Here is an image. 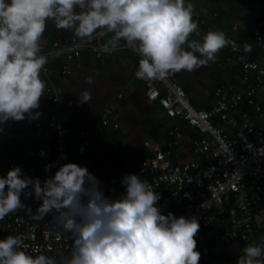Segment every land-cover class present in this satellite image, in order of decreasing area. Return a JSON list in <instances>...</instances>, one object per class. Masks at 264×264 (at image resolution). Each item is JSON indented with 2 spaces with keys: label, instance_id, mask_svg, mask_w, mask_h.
Wrapping results in <instances>:
<instances>
[{
  "label": "clouds",
  "instance_id": "1",
  "mask_svg": "<svg viewBox=\"0 0 264 264\" xmlns=\"http://www.w3.org/2000/svg\"><path fill=\"white\" fill-rule=\"evenodd\" d=\"M49 20L58 29H75L79 38L106 29L115 34L113 46L125 40L142 57L140 79L192 72L215 61L227 46L238 50L223 32L209 31L202 43L189 41L198 25L193 5L185 0H0V132L9 121L31 122L42 115L33 110L40 108L45 90L40 73L47 57L39 54V41ZM244 50L250 52L251 45ZM87 80L94 83L93 77ZM90 100L88 91L79 97L80 103ZM53 167L46 164L44 170ZM121 183L125 192L112 198L77 162L63 163L43 182L24 175L20 165L10 168L0 176V220L23 207L22 195L32 198L34 192L42 201L37 218L52 215L73 243L71 254L57 260L29 254L21 237L9 235L0 239V264H199L198 219L163 214L157 206L160 194L137 174H125ZM262 255L264 245L245 246L236 264H261Z\"/></svg>",
  "mask_w": 264,
  "mask_h": 264
},
{
  "label": "built area",
  "instance_id": "2",
  "mask_svg": "<svg viewBox=\"0 0 264 264\" xmlns=\"http://www.w3.org/2000/svg\"><path fill=\"white\" fill-rule=\"evenodd\" d=\"M246 1L253 8L264 10V0ZM49 21L39 41V54L47 59L65 56V62L59 67L62 76H71L76 71L79 77L85 76L79 60L86 51L96 59H106L125 50L138 57L133 70V76L137 77L142 57L125 40L122 39L123 44L113 46L103 41L110 32L97 29L92 38L72 35L48 45L45 38ZM201 32L202 29L198 28L195 34ZM251 33L253 44L259 51L256 57L250 58L239 45L238 50L231 47L229 51V59L239 67L235 79L242 81V90L218 87L209 109L197 108L185 87L174 79L167 76L152 80L137 77L144 83L148 102H157L168 117L178 118L196 132L191 142L194 159L185 163L173 160L174 147L180 144L183 136L180 126L170 129L169 142L147 140L149 155L140 160L137 174L160 194L157 206L163 214L172 212L176 217L195 216L198 219L200 228L196 240L201 253L199 264H210L206 259L210 254L206 233L214 217L218 216L219 221L230 228L234 239L251 240L256 233L254 206L264 202V107L261 101L264 92V18L257 22ZM41 71L46 80L45 90L40 108L33 112L42 111L44 98L48 105L44 114L29 122L35 136L29 147L38 150L36 163L39 174L32 177H39L43 182L45 178L54 176L60 165L72 161V151L84 155L92 137L100 134L101 126L119 128L120 124L113 119L117 103L112 102L105 106L97 123L80 132L69 128L63 114V92L54 82L47 63ZM122 96L123 93H117L118 98ZM242 103L250 107L255 116L250 117L248 112L243 111ZM240 117H243L242 122ZM259 120L263 124L260 125ZM7 123L18 128L19 139L24 141L26 126L13 121ZM229 125L234 132L227 130ZM42 150L46 155H41ZM46 164H55L56 167L46 172ZM124 192V186H120L105 194L118 198ZM21 200L22 208L0 220L2 237H21L24 250L34 256L44 254L59 260L62 254L70 255L73 243L71 233H65L52 215L37 218L36 208L42 201L34 199V192L32 198L22 195ZM253 245L259 244L253 241ZM262 258L263 255L258 259Z\"/></svg>",
  "mask_w": 264,
  "mask_h": 264
},
{
  "label": "crops",
  "instance_id": "3",
  "mask_svg": "<svg viewBox=\"0 0 264 264\" xmlns=\"http://www.w3.org/2000/svg\"><path fill=\"white\" fill-rule=\"evenodd\" d=\"M188 4L193 5V20L198 25L197 29H202L199 35L195 31L191 33L189 41L202 43L209 31L223 32L236 45L243 48L245 44L251 45L252 50L247 52L250 58L258 55L251 31L264 18V10L253 8L246 0H185V5ZM76 10L80 11L79 8ZM72 35H76L75 29H58L50 20L45 40L50 45ZM114 35L112 32L108 33L103 41L112 44ZM116 44H123V40ZM182 48L188 50L187 44L182 45ZM230 48L231 46H227L221 49L216 54L215 61H209L192 72L182 70L169 73L167 77L185 87L197 108L209 109L214 103L218 87L223 86L232 91L242 90V81L235 79L239 67L229 59ZM195 54L200 56L199 53ZM65 60V56L48 58L47 65L54 82L63 92V114L69 128L76 132L82 131L100 120L105 106L117 103L113 119L119 122V128L112 125L101 126L100 134L92 137L84 155L71 152V160L86 166L102 182L105 193L123 186L121 180L125 174H137L140 160L149 155L147 140L169 142V131L176 125L180 126L183 136L180 144L174 147L173 160L185 163L194 159L191 142L196 136L195 130L178 118L168 117L157 102L147 101L143 81L133 76L137 56L124 50L106 59H96L86 51L79 60L81 70L85 73L83 77L78 76V71L71 76H62L59 67ZM40 76L46 83L42 71ZM88 77H93L94 83H89ZM84 91L91 94V100L80 103L79 97ZM119 92L123 93L122 98L117 97ZM261 101L264 104V92L261 94ZM47 105L44 98L42 114ZM241 109L248 112L250 117L255 116L254 111L245 103L241 104ZM239 119L243 121V117ZM19 123L26 126L24 141L19 139L20 132L16 126L11 127L6 123L4 130L0 132V176H6L7 171L16 165L22 167L24 175L32 177L39 174L36 163L38 150L29 147L35 141L33 127L28 119ZM259 124L263 122L259 120ZM227 130L234 132L231 125L227 126ZM254 213L256 233L251 240L245 241L234 239L230 235V228L222 224L218 216L212 219L206 233L210 247V254L206 259L210 264H236L245 246L253 245V241L264 245L263 201L255 204ZM0 239H3L1 232ZM259 261L264 264V255Z\"/></svg>",
  "mask_w": 264,
  "mask_h": 264
},
{
  "label": "trees",
  "instance_id": "4",
  "mask_svg": "<svg viewBox=\"0 0 264 264\" xmlns=\"http://www.w3.org/2000/svg\"><path fill=\"white\" fill-rule=\"evenodd\" d=\"M263 107H264V104H263ZM38 155V154H37Z\"/></svg>",
  "mask_w": 264,
  "mask_h": 264
}]
</instances>
